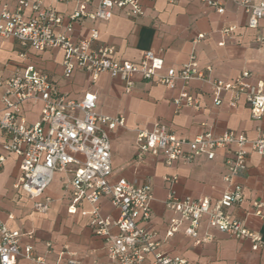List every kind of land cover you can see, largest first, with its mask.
Instances as JSON below:
<instances>
[{
  "label": "built area",
  "instance_id": "1",
  "mask_svg": "<svg viewBox=\"0 0 264 264\" xmlns=\"http://www.w3.org/2000/svg\"><path fill=\"white\" fill-rule=\"evenodd\" d=\"M45 1L0 0V41L14 40L21 49L17 55L20 62L12 65L7 78L0 79V138L4 139L2 149L5 154L0 157V166L6 156L20 159L19 176L13 188L33 202L35 212L46 214L51 200L42 197L55 174H61V189L69 202L68 214L75 215L82 202L90 206L89 227L103 240L111 264H146L147 260L150 264H192L162 253L160 246L180 231L195 245L207 243L210 237L200 234L204 219L207 227L235 240L249 242L252 251L262 248V236L248 229L244 221L234 218L227 210L243 200V189L233 180L245 173L250 155L264 158V130L257 129L254 139L233 131L215 137L205 130L191 140L176 137L158 122L151 130H135L136 159L161 156L167 166L174 162L190 163L199 157L212 161L218 149L234 148L231 158L224 162L227 187L214 204L205 197L178 198L173 189L177 177L163 178L167 185L163 205L171 217L162 241L151 226V187L137 179L113 178L108 133L116 127L123 128L124 118L99 114L96 95L91 91L78 100L69 99L59 92L47 74L24 62L28 60V52L40 54L59 50L64 79H69L75 71L85 72L91 81L106 74L119 80L126 93L131 91L135 77L168 89H173L178 81L184 85L200 81L209 85L216 106L221 104L223 95H228L230 107H236L243 99L255 121L264 116L262 86L250 83V73L245 70L232 81L211 79V67H200L194 55L179 68H165L161 56L152 51L144 52L137 63L117 60L113 46H93L98 40L96 29H92L86 39L72 37V23L105 22L113 11L130 18L143 16L139 0H50L76 4L66 25H63L64 17L52 6H46ZM166 1L174 3L178 0ZM200 1L219 15L224 13L226 1L234 2L243 9L247 17L246 27L252 31H257L260 23H264V1ZM233 30L234 27H229L222 34L228 37ZM203 37L197 35L196 41ZM254 41L264 44V34H256ZM223 44L221 42L219 46ZM27 103L40 105L38 119L33 124H28L24 117L23 106ZM174 103L194 109L199 107L198 101L187 93H181ZM103 199L117 211L116 219L101 214ZM253 209L252 214L264 220V205L254 202ZM112 230H116V234ZM31 237L32 233L11 230L0 222V264H16L19 258L26 264H81L67 247L62 249L54 263H47L35 254L32 246L21 245V239ZM46 247L49 249L50 244Z\"/></svg>",
  "mask_w": 264,
  "mask_h": 264
},
{
  "label": "crops",
  "instance_id": "2",
  "mask_svg": "<svg viewBox=\"0 0 264 264\" xmlns=\"http://www.w3.org/2000/svg\"><path fill=\"white\" fill-rule=\"evenodd\" d=\"M143 16L126 17L113 11L105 22L72 23V37L86 39L92 29L98 31L94 47L102 44L115 48V59L137 63L146 51L161 56L165 68H179L186 64L192 55L200 67H211V79L232 81L242 71L250 73L249 82L261 85L264 91V44L254 41L256 34H264V23L257 31L246 27L247 17L243 9L232 1L224 3V13L217 14L200 0H139ZM259 3L264 0H249ZM52 6L64 17L63 25L68 23V15L75 3L61 4L50 0L44 2ZM91 8V7H90ZM234 27L228 37L222 31ZM203 39L196 41L197 35ZM223 42L222 46L219 43ZM21 49L14 40L0 41V79L7 78ZM62 53L59 50L40 54L28 52L24 63L35 65L47 74L56 84L61 94L78 100L86 92L96 95V111L104 116L124 118V127L110 131L111 161L113 178L127 181L135 179L151 187L153 200L150 204L151 226L164 240V233L171 214L164 208L167 195L164 177L176 176L173 189L178 198H208L216 203L227 183L224 181L226 168L224 162L231 158L234 148L227 146L218 149L212 161L199 157L190 163L174 162L165 164L163 157H135V130H151L154 123L164 125L176 137L191 140L202 131L208 130L217 137L226 131L243 134L248 139L257 137V129L264 130V116L255 121L250 108L241 99L236 107L228 104V95L222 96L219 106L214 104L208 84L190 81L187 85L176 82L173 89L165 88L153 81L133 79L129 93L117 79L101 74L91 81L88 74L75 71L69 79L62 76ZM8 64L7 67H4ZM181 93H187L199 103L198 109L177 106L174 101ZM1 94V90H0ZM40 105L29 103L23 106L28 124L37 121ZM4 139L0 138V157H5L2 149ZM20 159L6 156L0 166V222L11 230L32 233V237L21 239V245L32 246L37 256L47 263H54L64 247L75 255L81 264H111L105 253L104 243L93 234L89 227L90 206L82 202L75 215L67 212L68 198L61 189L62 175L57 173L42 198L51 200L49 211L40 214L33 210V202L21 191L13 188L19 176ZM234 183L243 189L242 202L227 210L234 218L244 221L246 227L262 236L264 242V220L255 217L253 203L264 205V158L251 154L247 169ZM42 200V199H41ZM101 214L112 219L118 217L106 199L100 203ZM116 234V230H112ZM200 234H207V243L195 245L182 231L164 240L160 251L171 257H179L192 264H264V246L252 251L250 243L230 238L215 229L207 227L205 219L201 222ZM50 244V248L46 247ZM16 264H26L17 259ZM146 264H150L147 260Z\"/></svg>",
  "mask_w": 264,
  "mask_h": 264
}]
</instances>
